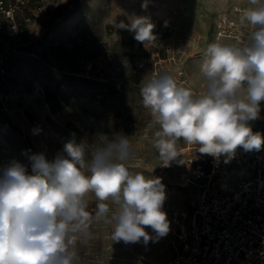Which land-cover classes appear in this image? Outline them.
Returning a JSON list of instances; mask_svg holds the SVG:
<instances>
[{
	"label": "rangeland",
	"instance_id": "obj_1",
	"mask_svg": "<svg viewBox=\"0 0 264 264\" xmlns=\"http://www.w3.org/2000/svg\"><path fill=\"white\" fill-rule=\"evenodd\" d=\"M33 6L28 7L33 20L21 22L8 58L11 96L3 108L0 104V171L19 161L31 172L32 154L51 162L67 156L68 142L94 146L122 134L134 149L130 170L164 185L167 219L170 209L189 211L198 190L180 186L181 162L187 153L206 154L180 141V155L161 164L153 147L159 125L143 106L140 89L151 76L167 72L178 85L201 91L199 68L208 44L247 42L251 29L240 17L253 5L249 0H45L41 12ZM133 15L150 17L155 40L141 43L134 32L117 27ZM261 112L249 126L264 135ZM241 149L251 155L264 144ZM228 168L232 184L239 167ZM254 174L251 163L246 165L244 177ZM94 206L93 199L90 210ZM111 231L102 223L92 226L93 238L77 245L79 264H166L173 256L168 235L147 245L125 244L113 242ZM146 231L154 235L151 228Z\"/></svg>",
	"mask_w": 264,
	"mask_h": 264
},
{
	"label": "clouds",
	"instance_id": "obj_2",
	"mask_svg": "<svg viewBox=\"0 0 264 264\" xmlns=\"http://www.w3.org/2000/svg\"><path fill=\"white\" fill-rule=\"evenodd\" d=\"M249 2L253 6L240 17L251 29L247 42L208 44L199 68L201 91L178 85L167 72L143 82L142 104L159 125L153 147L164 166L180 155V141L217 158L264 144L249 126L264 101V0ZM117 27L141 43L156 39L149 16L133 15ZM63 151L66 157L51 162L32 154L31 172L19 161L0 171V264H79L77 245L93 238L98 223L111 227L113 242L147 245L167 235L164 185L130 170L129 137L117 134L94 146L68 142Z\"/></svg>",
	"mask_w": 264,
	"mask_h": 264
},
{
	"label": "built area",
	"instance_id": "obj_3",
	"mask_svg": "<svg viewBox=\"0 0 264 264\" xmlns=\"http://www.w3.org/2000/svg\"><path fill=\"white\" fill-rule=\"evenodd\" d=\"M31 5L41 12L45 0H0L2 108L11 96L10 50L16 45L21 22L33 20L28 10ZM261 106L260 116L264 118V103ZM250 163L255 174L249 179L243 173ZM229 164L239 167L232 184ZM179 184L198 192L189 200V211L169 210L167 235L174 253L166 264H264V149L250 155L238 147L230 158L187 153L181 162Z\"/></svg>",
	"mask_w": 264,
	"mask_h": 264
}]
</instances>
